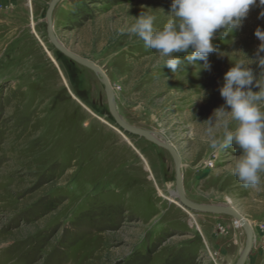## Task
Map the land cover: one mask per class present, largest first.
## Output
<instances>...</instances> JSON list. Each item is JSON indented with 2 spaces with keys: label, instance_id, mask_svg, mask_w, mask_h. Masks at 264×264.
<instances>
[{
  "label": "rangeland",
  "instance_id": "rangeland-1",
  "mask_svg": "<svg viewBox=\"0 0 264 264\" xmlns=\"http://www.w3.org/2000/svg\"><path fill=\"white\" fill-rule=\"evenodd\" d=\"M49 2L0 0V264H235L242 227L165 197L175 189L171 155L121 129L95 73L49 41ZM171 2L59 0L53 32L106 72L126 122L173 145L189 200L231 205L246 218L255 242L245 264H264V173L258 186H243L232 174L242 150L211 148L207 138L222 140L223 123H204L224 104L218 88L234 65L250 67L264 86L255 62L261 8L227 36L217 33L210 69L197 61L173 74L128 32L142 13L162 29ZM251 89L259 91L255 80Z\"/></svg>",
  "mask_w": 264,
  "mask_h": 264
},
{
  "label": "clouds",
  "instance_id": "clouds-1",
  "mask_svg": "<svg viewBox=\"0 0 264 264\" xmlns=\"http://www.w3.org/2000/svg\"><path fill=\"white\" fill-rule=\"evenodd\" d=\"M252 7L261 11L258 19H264V0H172L171 19L160 30H154V17L142 13L135 18L128 32L139 37L146 48L159 54L160 65L168 67L173 74L181 65H197L210 69L208 56L217 51L214 37H225L229 32L242 27ZM254 35L260 44L256 49L255 61L264 74V29L259 26ZM218 38V37H217ZM185 54L181 59L180 55ZM259 91H252L251 86ZM224 104L215 109L212 117L204 123L210 126L222 122L223 139L209 135L207 142L213 149L226 148L233 143L242 154L235 160L232 174L245 187L260 184V173H264V111L260 102H264V86L258 83L250 67L237 64L223 76V84L218 88ZM227 118V119H225ZM230 122L235 129L230 130Z\"/></svg>",
  "mask_w": 264,
  "mask_h": 264
},
{
  "label": "water",
  "instance_id": "water-1",
  "mask_svg": "<svg viewBox=\"0 0 264 264\" xmlns=\"http://www.w3.org/2000/svg\"><path fill=\"white\" fill-rule=\"evenodd\" d=\"M58 1L59 0H50L45 13L46 33L49 41L55 46V48H57L63 54L73 59L77 63L88 67L89 69H91L101 77V81L104 86L107 107L113 119L115 120L116 124L121 129L125 130L126 132L142 136L169 152L174 162V177H175L174 192L176 193L175 196L178 198V201L181 205L192 211L228 214L233 218H235V220H237L239 225L242 227L246 237L245 247L238 257L237 264H244L249 252L252 249L255 238L251 224L246 220L245 217L242 216V214L236 208H234L231 205H200L192 202L185 196V192L183 188V177L181 173V167H182L181 158L178 152L176 151V149L173 147V145H171L166 140L158 139L151 131L129 124L128 122L123 120L115 107L113 87L106 72L97 63L93 62L92 60L82 57L77 53L69 50L54 35L51 13L55 4Z\"/></svg>",
  "mask_w": 264,
  "mask_h": 264
},
{
  "label": "bare ground",
  "instance_id": "bare-ground-1",
  "mask_svg": "<svg viewBox=\"0 0 264 264\" xmlns=\"http://www.w3.org/2000/svg\"><path fill=\"white\" fill-rule=\"evenodd\" d=\"M53 59V58H52ZM53 61H54V63H55V65L57 66V63L55 62V60L53 59ZM59 67V66H58ZM94 72V71H93ZM95 73V72H94ZM95 75L98 77V79L101 81V77L97 74V73H95ZM102 82V81H101ZM76 97V96H75ZM115 104V103H114ZM82 105L85 107V108H88V107H86L83 103H82ZM116 106V105H115ZM120 115V114H119ZM122 117V116H121ZM122 119H123V117H122ZM124 120V119H123ZM116 130H118V129H116ZM119 131V130H118ZM154 135H155V137H157L158 139H160V140H166L164 137H162L161 135H159V134H157V133H155V132H153V131H151ZM125 139H127V137L124 135L123 136ZM143 160L145 161V163H146V167L148 168V170H149V172H150V174H151V176H152V178H153V174H152V171H151V168H150V166L148 165V163H147V161H146V159L143 157ZM182 173V172H181ZM183 177V176H182ZM162 194V193H161ZM176 193L175 192H171V194L170 195H166L165 197L169 200V201H172V202H175V203H177V204H179L180 206H182L184 209H188V208H186V207H184L183 205H181L180 203H179V201H178V198H177V200H176ZM200 205H203V204H200ZM190 210V209H189ZM190 214H191V212H190ZM192 215V214H191ZM193 217V216H192ZM193 219H194V217H193ZM245 243H246V237H245ZM244 247H245V244H244V246L242 247V249L240 250V253L243 251V249H244ZM240 255V254H239ZM238 260V259H237ZM235 264H237V261H236V263Z\"/></svg>",
  "mask_w": 264,
  "mask_h": 264
},
{
  "label": "crops",
  "instance_id": "crops-1",
  "mask_svg": "<svg viewBox=\"0 0 264 264\" xmlns=\"http://www.w3.org/2000/svg\"><path fill=\"white\" fill-rule=\"evenodd\" d=\"M254 240H255V238H254ZM254 242H255V241H254ZM186 243L188 244L189 241H186ZM186 243H185V244H186ZM243 244H244V243H243ZM253 246H254V243H253ZM253 246H252V249H251V251L249 252L248 256L251 254V252H252V250H253ZM241 247H242V246H241ZM241 247H240V248H241ZM240 248H239V249H240ZM238 251H239V250H238ZM248 256H247V258H248ZM236 257H237V256H236ZM247 258H246V259H247ZM245 261H246V260H245ZM244 264H245V263H244Z\"/></svg>",
  "mask_w": 264,
  "mask_h": 264
}]
</instances>
